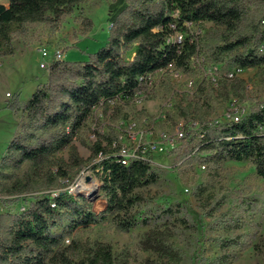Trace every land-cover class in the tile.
<instances>
[{
    "label": "trees",
    "instance_id": "1",
    "mask_svg": "<svg viewBox=\"0 0 264 264\" xmlns=\"http://www.w3.org/2000/svg\"><path fill=\"white\" fill-rule=\"evenodd\" d=\"M86 1L0 3V59L14 54L13 39L24 37L29 27L44 24L54 30L76 5ZM109 10L111 28L103 47L85 62H52L44 85L26 102L7 105L21 119L17 136L0 160V182L6 183V194L13 199L9 201L21 197L29 202L21 207L23 211L0 213V264H130L139 252L155 255L158 264L185 260L169 226L181 204L158 206L141 220L133 211L145 201L138 191L159 180L154 165L145 160L122 165L111 150L117 140L113 131L107 135L93 132L96 142L88 159L79 156L73 142L96 110L121 114L120 105H129L138 94L151 98L146 93L149 76L167 74L169 66L191 74L192 61L200 56L208 69H216L217 96L246 98L243 81L229 75L236 70H264V0H114ZM205 24L210 27L204 28ZM189 26L202 27V33L197 35ZM175 34L180 36L177 42L171 40ZM132 50L128 60L126 54ZM198 93L190 102L173 106L161 123L173 126L179 120L187 121L185 136L170 151L174 164L196 163L216 174L225 162L248 161L264 181V102L250 106L237 123L211 122L209 98H201L202 87ZM121 115L122 120L128 119L127 114ZM143 119L148 127L153 124L151 117L140 112L139 126H144ZM64 149L67 160L56 159ZM82 169H90L98 178L106 199L104 210L97 215L82 195L71 194L63 184L72 183ZM208 192L207 186L200 185L193 194L204 215L213 220L211 231L242 229L241 217L217 215L227 204L226 197ZM243 206L240 209L245 212ZM107 216L118 233L128 234L139 225L147 230L119 251L107 243L73 237L76 230L87 229ZM186 223V218L181 219V224ZM213 241L222 254L206 258L203 240H198L193 264H230L234 252L249 248L239 235Z\"/></svg>",
    "mask_w": 264,
    "mask_h": 264
},
{
    "label": "rangeland",
    "instance_id": "2",
    "mask_svg": "<svg viewBox=\"0 0 264 264\" xmlns=\"http://www.w3.org/2000/svg\"><path fill=\"white\" fill-rule=\"evenodd\" d=\"M6 1L0 0V3L6 4ZM113 1L87 0L76 5L71 15L54 30L40 24L29 27L24 37L13 39L14 54L0 59V160L17 136L21 119V115L14 113L7 105L13 101L26 102L38 87L44 85L48 68L56 56L60 55L61 61L85 62L90 54L103 47L109 36V7ZM209 27L210 24L204 25V28ZM189 29L197 35L202 33V27L189 26ZM179 37L175 34L171 40L177 42ZM42 50L48 53L46 61L42 60ZM132 55L133 50L126 54V58L130 60ZM41 64H44V69L40 68ZM192 68L193 72L188 75L179 72L155 74L152 77L153 87L148 88L146 92L151 93V98L148 99L144 93L138 94L129 105H120L123 110L121 114H127V120H122L121 114L114 113L113 117L112 111L105 114L102 109L96 110L73 145L81 158L88 159L89 149L96 142L93 132L107 135L113 131V135L117 133L118 137L121 131L127 129L129 123L137 124L136 118L140 112H144L155 120L152 134L147 132V135L142 136L143 126L137 124L133 136L136 140L142 136L143 143L153 142L162 147L163 151H156L152 156L159 180L155 185L138 191L145 201L134 208L135 214L141 220L147 211H153L158 206L177 203L182 205L180 211L169 220L176 246L185 252L182 264H193L198 240H203L204 256L213 259L222 254L213 240L237 235L241 236V241L249 244V248L244 252H234V260L230 264H264V181L257 178L251 164L248 161L225 162L216 174H212L206 169L202 170L196 163L175 165L174 155L170 154L179 141L175 140L176 126L179 122L182 123V120H179L173 126L169 123L161 125L164 121L162 115L171 110L166 108L170 103L172 106L186 104L199 94L198 89L202 87L201 98H209L211 108L208 119L211 122H222L229 112V101L234 99L216 95V69H208L202 56L192 61ZM234 78L244 83L246 98L238 100L240 106L248 109L255 103L264 102V70H243L234 74ZM183 122L187 124L186 120ZM161 134H165L168 140L165 141ZM55 158L66 161L67 149L57 153ZM20 175L21 172H17V176ZM63 184L71 194L82 195L94 214L104 210L105 196L100 190L98 178L90 169H82L72 183ZM200 185L207 186L208 193L216 191L226 197L227 204L217 215L225 213L227 217H241L242 229L227 233L217 227L218 231H211L210 224L213 220L204 215L205 211L193 194L194 189ZM9 200L13 199L6 194V183L0 182L1 214L17 213L29 202V199L24 201L21 197L16 201ZM242 204L245 212L240 209ZM183 218H186V224H181ZM110 221L111 216H107L103 221L98 219L97 223L89 228L76 230L73 237L83 242L107 243L114 251H119L123 246L130 244L138 234L147 230V227L139 225L130 233L122 234L115 231ZM153 222L155 221H151L150 225H154ZM58 231L59 228L55 230ZM146 261L158 264L155 255L141 252L137 253V260L130 264H144Z\"/></svg>",
    "mask_w": 264,
    "mask_h": 264
},
{
    "label": "built area",
    "instance_id": "3",
    "mask_svg": "<svg viewBox=\"0 0 264 264\" xmlns=\"http://www.w3.org/2000/svg\"><path fill=\"white\" fill-rule=\"evenodd\" d=\"M110 28L111 25L109 24ZM180 39V37H179ZM42 60L46 61L48 59V53L45 50H42L40 52ZM60 60V55L56 56V58H54V61H59ZM41 69H44L45 66L44 64L40 65ZM243 70H236L234 73L230 74L229 77L230 78H234V74H236L237 72H240ZM176 72L173 70L172 66H169V73H173ZM162 74L163 72H159L156 74ZM178 74V73H176ZM155 75V74H154ZM149 76L147 81V87H153V76ZM214 81V80H213ZM230 106H229V112L226 113L225 115V119L222 121H232L234 123L239 122V120L241 119V117L246 113L247 109H245L244 107L240 106L239 101L236 99H232L229 101ZM172 104L170 103L166 108H172ZM165 108V107H164ZM165 108V109H166ZM162 118H165V114L162 115ZM154 122L153 124L148 127V121L144 120L143 121V131L141 132L142 136L144 134H146L147 132H149V134H152V129L154 128ZM217 122V121H215ZM136 123H129L127 125V129L121 131L120 136L117 137V140L114 141L111 145V150L113 152V154L120 160L122 165H127L130 161L132 160H142V161H149L151 162L153 165H155V163L153 162V154L154 152L157 153L156 151H163L162 147L155 145V143L153 142H149V143H143L142 141V136L139 137V139H135L134 138V131L136 130ZM187 124L185 122L182 123H178V125L176 126V138L175 140H181L184 136H185V126ZM196 125V123H192L191 124ZM138 133V132H137ZM147 135V134H146ZM161 137H163V139L165 141H167V137L165 134H161ZM124 141V142H122ZM127 141V142H126ZM102 155V153H100L98 155V157L100 158ZM202 170H205V166H201ZM187 191V190H186ZM20 210L23 211V208H21Z\"/></svg>",
    "mask_w": 264,
    "mask_h": 264
}]
</instances>
